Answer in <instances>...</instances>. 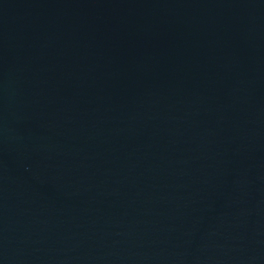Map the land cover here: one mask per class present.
Returning <instances> with one entry per match:
<instances>
[{"label": "water", "instance_id": "obj_1", "mask_svg": "<svg viewBox=\"0 0 264 264\" xmlns=\"http://www.w3.org/2000/svg\"><path fill=\"white\" fill-rule=\"evenodd\" d=\"M0 264H264V0H0Z\"/></svg>", "mask_w": 264, "mask_h": 264}]
</instances>
